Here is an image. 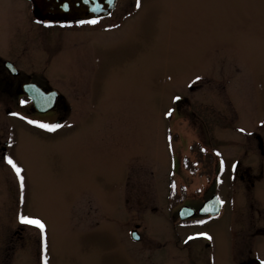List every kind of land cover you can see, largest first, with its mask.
Listing matches in <instances>:
<instances>
[{
    "label": "rangeland",
    "instance_id": "374dc122",
    "mask_svg": "<svg viewBox=\"0 0 264 264\" xmlns=\"http://www.w3.org/2000/svg\"><path fill=\"white\" fill-rule=\"evenodd\" d=\"M32 17L26 0H0V61L61 91L69 110L31 113L0 91V264H235L250 195L240 174L264 165L253 156L264 0H118L96 23L44 27ZM215 192L218 217L179 219Z\"/></svg>",
    "mask_w": 264,
    "mask_h": 264
},
{
    "label": "flooded vegetation",
    "instance_id": "af4514ba",
    "mask_svg": "<svg viewBox=\"0 0 264 264\" xmlns=\"http://www.w3.org/2000/svg\"><path fill=\"white\" fill-rule=\"evenodd\" d=\"M26 1L28 2V4H30V8H32L33 21L36 24L38 23L40 25L41 23L48 24L49 23L48 21L40 20L39 18H37V16L34 14L33 11L32 2L30 0H26ZM107 17L97 19L95 21H99ZM73 23H81V22H73ZM59 24L66 25L72 23L65 21L62 23L60 22ZM40 27H44V26L41 25ZM22 73H23L22 68H19L17 66L14 59L4 57V59L0 61V82L4 84V86L0 88L1 93L9 92L12 95L17 94L18 97H21L22 99L26 100L25 103L28 106L29 109L28 112L31 113L45 114L53 111H60L61 113V111L63 110L64 111L69 110V105L64 100V95L61 93V91L41 82L34 76L33 73H28L23 77H22ZM16 78H21V79L15 81ZM38 88L44 90V92H48L49 90L52 89H56L58 91L59 96L55 100V105L52 109L48 111L40 110V108H44L48 103L45 100V95H43V98L41 97L35 100L27 93V89L36 91ZM32 94H34V92ZM60 124H61L60 119H58L55 125H60ZM257 139H258V148L260 150V155L258 156L253 155V156L262 158L264 162V139L259 134L257 135ZM240 165H241L240 161L237 160L236 168L239 167ZM260 168L261 169L258 173H252V170L255 169L253 167H247V169H245L244 172L240 174L241 180L246 179L245 181H247L248 183V187L246 189L249 191L250 195H249L248 216L246 218L235 217V264H261V262H264V198L258 190L260 189V186L264 181V165L260 166ZM235 209H236V205H235ZM222 211L223 208L221 212L216 216H210V215L203 216L202 218L199 219L206 220V219L218 217L222 213ZM196 216L199 215L197 214Z\"/></svg>",
    "mask_w": 264,
    "mask_h": 264
},
{
    "label": "water",
    "instance_id": "95a60500",
    "mask_svg": "<svg viewBox=\"0 0 264 264\" xmlns=\"http://www.w3.org/2000/svg\"><path fill=\"white\" fill-rule=\"evenodd\" d=\"M34 5V13L41 20L50 21H84L99 19L109 16L116 8L117 0H31ZM67 5V7H65ZM34 92V94H32ZM27 93L35 100L43 98L47 105L40 108L41 111H47L54 107L55 100L58 97L56 90L44 92L38 88L36 91L27 89ZM221 209V200L218 194H214L207 199L198 210L201 215L217 214ZM197 210L191 206H183L179 210V216L182 219L195 215ZM132 236L139 239V233L132 231Z\"/></svg>",
    "mask_w": 264,
    "mask_h": 264
},
{
    "label": "snow or ice",
    "instance_id": "6c2138e0",
    "mask_svg": "<svg viewBox=\"0 0 264 264\" xmlns=\"http://www.w3.org/2000/svg\"><path fill=\"white\" fill-rule=\"evenodd\" d=\"M137 6H139V3L137 4ZM65 7H67V5H65ZM84 22L85 21H81V23H84ZM87 22L88 23H96L95 20H90ZM197 79L199 80L200 77H197ZM176 99H179V97H177ZM30 122L35 123V121H30ZM39 126L42 128H46L49 131H54L57 127H59V125H47V124H40ZM241 131H244V130L241 129ZM6 159H7L8 164H10L12 166V168L15 170L16 175L20 180V184H21V186H23L24 176L21 174L23 170L13 161L12 158L8 157ZM221 203H223V201H221ZM19 219H20L21 223L28 224V225H34L41 230L45 229V227H46L45 224L38 218H31V217H28V216L21 214ZM209 239H211V237H209ZM261 264H264V262H261Z\"/></svg>",
    "mask_w": 264,
    "mask_h": 264
}]
</instances>
